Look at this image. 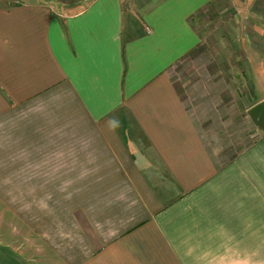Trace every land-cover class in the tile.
Instances as JSON below:
<instances>
[{"label":"crops","instance_id":"0c3cea01","mask_svg":"<svg viewBox=\"0 0 264 264\" xmlns=\"http://www.w3.org/2000/svg\"><path fill=\"white\" fill-rule=\"evenodd\" d=\"M0 264H264V0H0Z\"/></svg>","mask_w":264,"mask_h":264},{"label":"rangeland","instance_id":"374dc122","mask_svg":"<svg viewBox=\"0 0 264 264\" xmlns=\"http://www.w3.org/2000/svg\"><path fill=\"white\" fill-rule=\"evenodd\" d=\"M51 1H53V2H60V1H68V0H51ZM254 6H255V4H254ZM256 7V6H255ZM20 209H21V207H20ZM244 209V208H243ZM219 218H221V219H219ZM218 219L219 220H221V221H223L222 219H227V221H228V225H230L231 224V219L234 221L235 220V218H234V216H225V215H223V217H221V215H219L218 216ZM234 223V222H233ZM238 227L240 228H244L245 229V227H246V219L244 218L243 220H241V217H239V220H238Z\"/></svg>","mask_w":264,"mask_h":264},{"label":"trees","instance_id":"16d2710c","mask_svg":"<svg viewBox=\"0 0 264 264\" xmlns=\"http://www.w3.org/2000/svg\"><path fill=\"white\" fill-rule=\"evenodd\" d=\"M68 1H77V0H68Z\"/></svg>","mask_w":264,"mask_h":264}]
</instances>
